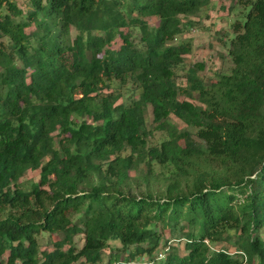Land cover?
<instances>
[{"label": "trees", "instance_id": "1", "mask_svg": "<svg viewBox=\"0 0 264 264\" xmlns=\"http://www.w3.org/2000/svg\"><path fill=\"white\" fill-rule=\"evenodd\" d=\"M207 2L0 0V264H126L159 248L157 264H264V0H230L247 9L229 72L206 82L195 62L180 86L182 17ZM153 130L166 136L149 145ZM165 229L184 254L160 245Z\"/></svg>", "mask_w": 264, "mask_h": 264}, {"label": "rangeland", "instance_id": "2", "mask_svg": "<svg viewBox=\"0 0 264 264\" xmlns=\"http://www.w3.org/2000/svg\"><path fill=\"white\" fill-rule=\"evenodd\" d=\"M16 5L24 12L28 5L27 0H14ZM247 7L243 9L238 4L230 3V0H208V2L203 5L196 14L182 17V20H189L192 24L184 26L183 31L177 36L176 42L178 40H188L190 42V52L183 56V61L180 65L174 68V78L175 82L183 86L184 85V76L188 66H191L192 63L201 62L203 63V69L197 71L199 77L208 82L209 80H216L217 74L227 73L231 67L230 59L226 53L227 43L230 38V23L236 19L241 18L246 11ZM147 22L154 26L157 23L155 17H148ZM33 29V26H28L25 30L28 32ZM74 35L73 30H70V36ZM119 43V40L115 38L110 47H116ZM179 98H182L180 95ZM145 126L148 129H151L153 123L151 121V112L150 106H147L145 112ZM169 120L178 128H186L191 133L194 132V128L184 125L179 119L174 116H170ZM55 134V132H54ZM166 136L165 132L153 130L152 134L149 135L147 143L150 145L158 144ZM57 136H54V142L56 144ZM154 169L157 171L158 166L153 164ZM38 178V169L36 170H27L20 178L19 182L22 188H28L30 183L36 181ZM41 205L46 206L47 201L45 198L40 199ZM163 237L160 239V245L167 240L166 246L170 245L175 247L179 254H184L185 250L183 248V240L176 239L171 237V235L165 229L163 232ZM264 235V230L261 232ZM55 238V236H53ZM47 236L37 237V241L41 248L49 247L47 243ZM51 239V238H50ZM74 242L77 247L80 246L82 242V236H74ZM119 244L112 240L108 242V247L103 250V254L106 255L108 251L114 247H118ZM212 249H218L222 247H227V244H224L221 241H216L210 244ZM159 248L158 251H160ZM232 252V247L228 248ZM143 262L140 264H157L159 260H153L150 262L145 256L136 257L132 263L126 264H135V261L139 259ZM3 259V256H0V260ZM74 264H82L79 260Z\"/></svg>", "mask_w": 264, "mask_h": 264}, {"label": "built area", "instance_id": "3", "mask_svg": "<svg viewBox=\"0 0 264 264\" xmlns=\"http://www.w3.org/2000/svg\"><path fill=\"white\" fill-rule=\"evenodd\" d=\"M165 250V249H164ZM164 250H160V251H157L156 252V255H155V259H157V260H159V259H163V257H164ZM244 257V256H243ZM150 262H152V261H150ZM130 263H132V261L130 262ZM140 263H143L141 260H140V258L139 259H137V261H135V264H140Z\"/></svg>", "mask_w": 264, "mask_h": 264}]
</instances>
